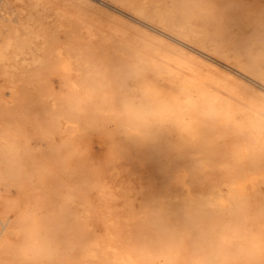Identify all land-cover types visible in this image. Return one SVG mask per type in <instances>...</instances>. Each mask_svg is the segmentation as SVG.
Instances as JSON below:
<instances>
[{
    "label": "rangeland",
    "instance_id": "374dc122",
    "mask_svg": "<svg viewBox=\"0 0 264 264\" xmlns=\"http://www.w3.org/2000/svg\"><path fill=\"white\" fill-rule=\"evenodd\" d=\"M43 1L49 5V18L48 30L40 41L39 62L33 71L26 72L20 95L8 105L0 103V130L15 129L0 149V198L6 195L20 210L26 203L32 210L38 208L45 220L60 224L59 231L50 236L71 241L76 237L134 236L132 226L125 224L130 221L124 217L126 206L130 202L144 204L145 235L155 234L156 223L172 221L170 211L160 208L159 197L167 167L174 170L180 133L172 98L179 92L175 61L195 64L189 56L173 53L165 44L105 14L77 6L71 0ZM193 1L198 0H139L138 4L144 8L155 5L152 8L159 10ZM217 1L213 9L224 8L228 33L250 41L257 56L264 50V0ZM126 18L148 30L154 26L158 31L166 30L148 20H140L139 24L129 13ZM178 21L200 29L214 28L210 19L204 20L198 13L179 16ZM198 51L202 58H214L236 78L249 81L250 77L233 62L220 63L214 55ZM259 59L264 67V60ZM199 72L214 76L222 86L199 80L196 94L201 96L203 92L222 104L236 122H264V99L258 94L205 67H200ZM251 83L264 91L263 84L253 79ZM153 89L158 93L154 94ZM143 90L150 92L148 112L132 115V109L144 102ZM0 91L9 92V86L2 83ZM160 107L163 112H158ZM144 125L149 126V131H144ZM182 134L186 137L187 133ZM21 183L32 190L30 201L18 193ZM119 190L130 191V196L118 197ZM84 196L92 199L89 215L79 202ZM52 213L59 215L52 217ZM106 227L116 232H102ZM247 232L245 241L232 238L230 248H250L255 252L249 262L240 264H264V225L251 217ZM253 239L257 242L254 249ZM187 241L173 264H195L194 258L205 252ZM124 244H128L127 239L120 242ZM71 251L60 249V253L40 264H71ZM98 259L88 264H98ZM7 264L25 262L15 256Z\"/></svg>",
    "mask_w": 264,
    "mask_h": 264
},
{
    "label": "bare ground",
    "instance_id": "6f19581e",
    "mask_svg": "<svg viewBox=\"0 0 264 264\" xmlns=\"http://www.w3.org/2000/svg\"><path fill=\"white\" fill-rule=\"evenodd\" d=\"M71 1L77 6L105 14L126 28L135 29L165 44L173 53L189 56L195 64L175 61L174 76L179 92L172 98L180 133L174 170H170V165L167 167L159 197L160 208L170 211L172 221L156 223L155 234L145 235L146 206L130 202L124 217L130 220L125 224L132 226L134 236L76 237L71 241L68 238L51 237V233L59 231L60 224L45 220L38 208L32 210L26 203L25 209L20 210L6 195H2L0 264H7L15 256H20L25 264H40L45 262V258L60 253V249L67 248L72 250L68 252L70 258H73L71 264L92 263L94 258H99L98 264H173L182 254L187 240L205 249V252L194 258L195 264L246 263L255 252L250 248L234 250L230 248L229 242L232 238L243 241L248 239L247 223L251 217L264 225V122H236L222 104L205 96L203 92L201 96L196 94L195 90L199 80L222 86L214 76H204L199 72L200 67H205L232 78L264 99V91L256 89L254 83H251L253 79V82L264 85V67L259 61V58L264 60V50L256 56L250 41L228 33L227 20L223 17L224 8L221 11L213 9L219 4L217 0H208L206 3L203 0L183 2L171 9L159 10L152 8L155 5L144 8L138 4L139 0H111L114 3L111 5L106 0ZM48 8L49 5L43 0L2 1L0 90L2 83L9 86V94L4 93L9 95L8 98L0 91V103L4 105L20 95L26 72L33 71L39 62L42 51L40 41L48 30ZM128 13L136 21L155 22L167 31H158L154 28L156 26L152 28L153 31L136 26L126 18ZM193 13H198V17L204 20L210 19L214 28L200 29L190 26L189 22L185 25L178 21L179 16L185 18ZM139 24H142L141 21ZM182 26L187 28L183 29ZM198 50L214 55L219 61L233 62L239 71L252 79L247 81L246 78H236L221 68L214 58H202ZM143 91L144 102L142 106L132 109V115L148 112L150 92ZM152 92L157 94L158 90L153 89ZM163 111L162 107L158 109V112ZM186 116L189 117L188 121ZM148 129L149 126L144 125V131ZM14 131L0 130V149L7 143V137L14 135ZM184 131L186 137L182 134ZM17 189L21 198L31 200L32 190L27 185L21 183ZM116 195L129 197L130 191L119 190ZM79 202L89 215L92 199L84 196ZM252 210L256 211L254 215L251 214ZM58 215L50 214L52 217ZM139 218L141 220H131ZM108 228H103L102 232H116ZM123 239H127L128 244L120 245ZM254 243L251 246L253 249L257 245V242Z\"/></svg>",
    "mask_w": 264,
    "mask_h": 264
},
{
    "label": "built area",
    "instance_id": "2783aa9c",
    "mask_svg": "<svg viewBox=\"0 0 264 264\" xmlns=\"http://www.w3.org/2000/svg\"><path fill=\"white\" fill-rule=\"evenodd\" d=\"M2 1H3V0H0V9H1V6H2Z\"/></svg>",
    "mask_w": 264,
    "mask_h": 264
}]
</instances>
